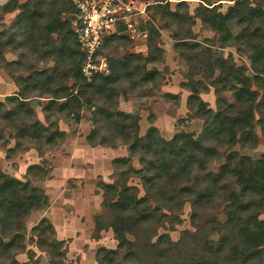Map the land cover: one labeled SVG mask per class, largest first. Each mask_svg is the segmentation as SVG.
Instances as JSON below:
<instances>
[{
	"label": "rangeland",
	"instance_id": "obj_1",
	"mask_svg": "<svg viewBox=\"0 0 264 264\" xmlns=\"http://www.w3.org/2000/svg\"><path fill=\"white\" fill-rule=\"evenodd\" d=\"M12 1L17 7L28 3L36 11L37 0H0V187L4 190L0 264H153V258H136L120 249L111 227L115 216L106 206L116 196L105 188L107 184H116L119 191L125 182L137 200L146 198L150 210L159 208L164 215L160 223L146 224L149 238L148 232L139 236L148 244L164 238L176 243L197 227L215 229L217 223L224 224L231 193L238 201L233 212L244 214L250 207L248 193L224 180V167L240 160L255 164L264 158V130L259 125L264 106L259 104L262 91L252 79L250 38L236 39L243 25L233 23L227 32H216L205 21L203 8L219 0H140L152 5L146 9L148 17L140 19L147 40L133 42L122 34L103 48L110 70L105 75L117 81L100 93L95 92L93 76L82 79L74 68L78 56L72 52L70 36L52 33L45 46L40 45L47 39L39 35L45 31L41 24L45 15L56 11L62 1L66 7L68 0H43V10L28 29L19 21L23 8L3 11ZM238 1L247 12L254 10L263 27L264 0H222L217 11L226 14ZM162 7L176 17L164 15ZM68 18L66 11L60 12L61 22ZM255 41L259 45L263 40ZM52 47L54 52L48 53ZM221 63L245 69L243 75L257 92L255 104L260 106L253 110L251 126L236 132L234 144L222 140L216 122L222 117L236 119L234 109L240 103L235 94L241 84L235 76L229 78L230 86L218 82L227 71ZM77 91L80 106L61 109L66 99L56 97ZM79 91L84 95L79 96ZM112 121L120 126L119 132L113 130ZM151 129L153 137H147ZM186 136L198 147L183 151L189 163L185 173L179 170L177 157ZM154 157H162L167 176L155 179L146 169L145 162ZM118 159L126 161L118 163ZM129 169L140 173L129 172L124 178ZM167 177L175 178L178 186L170 180L163 184ZM145 178H153L152 187L160 190L170 184L176 196L171 208L148 191ZM258 219L264 221V209ZM204 235L206 241L222 244L223 234ZM126 238L134 241L130 234ZM101 249L116 251L108 255L111 263L102 261ZM259 250L264 263V245Z\"/></svg>",
	"mask_w": 264,
	"mask_h": 264
},
{
	"label": "trees",
	"instance_id": "obj_2",
	"mask_svg": "<svg viewBox=\"0 0 264 264\" xmlns=\"http://www.w3.org/2000/svg\"><path fill=\"white\" fill-rule=\"evenodd\" d=\"M42 1L43 0H37L34 3L33 6L36 11L30 9V5L28 3L22 6L18 5L17 7L15 1H12V4H6L3 7V11L5 13H9L15 10L16 7L17 9L20 7L23 8L19 21L26 23L27 25L24 26L28 29V27H30L29 25H32L34 20L39 17L40 10H43ZM200 1L206 3L205 0ZM221 1L222 0H219L217 4L214 2L207 4L208 6H212L211 8H203L204 14L206 13L205 21H208L210 28L216 32H227L229 25L233 23H238L241 26L243 25V30L241 34L236 37V39L238 41H243L250 38L248 47H251L253 52L249 56V60L252 72L255 74L252 79L257 81L259 89L262 91V99L259 104L264 106V80H262V76L264 77V44H262L264 41V26L262 27L261 24L258 23L256 16H253L254 10L247 12V10H250L244 6L243 3H240V1L233 2V4L227 8L226 14L218 12L219 9L217 7L222 5V3H219ZM165 4H167V2ZM165 4H158V6H165ZM65 11L68 16L71 12H73L72 6L68 1L66 3V7L62 1L60 2V7L56 11L55 9L51 12L47 11L48 14L45 15L47 18L44 23H41L43 24L45 31L41 30L39 33L43 39H47L45 43H40V45L45 46L50 34H61L62 32H65L66 35L70 36L74 42L75 49H73L72 52L76 53L78 56V64H75L74 68L77 69L78 75L81 77V66L85 57L80 52L76 38L70 29L69 18L63 22L59 20L60 12ZM162 13L166 16H170L171 18L176 17V14L169 13L165 7H162ZM115 37L116 36L109 37L105 41L104 48H106L107 44H109ZM32 38L33 35H28V39ZM257 38L259 41L263 40L260 41L261 43H259V45H257V41H255ZM12 42L13 41H10L8 44H11ZM0 44L2 43L0 42ZM49 44L51 45V43H48L47 45ZM36 46L37 44L34 45V47ZM52 52H54L53 47L51 50H48V53ZM221 67L227 69V75L224 74V76H221L218 82H221L223 86H230L229 84L231 81L229 78L231 76H235L237 82L241 84V88L235 94L236 103H240V108L234 109V112L237 114L236 119L230 120L222 117L216 122V131L219 133L218 135L220 137L222 136V140H227L229 144H234L236 143V132L242 131L244 128H249L251 126L253 110L259 109L260 107L259 104H255L258 94L256 91H252L250 89V80L243 75L245 70L243 67L239 69H234L232 67L228 68V66L225 67L223 63H221ZM41 73L42 76L45 75L44 72ZM33 79L37 80L39 78L36 75H33ZM109 79L111 78H108L103 74L93 75V85L97 87L95 92L100 93L101 90L107 89L109 84L117 81V78L113 81ZM83 95L84 92L79 91V96ZM62 98L66 99L67 103L65 105H59L61 109L68 108L70 104L74 107L80 106L78 91L76 95L71 92L69 94H65L64 97H56V99L59 100ZM49 102L55 103L54 100ZM23 103L25 102L22 101L21 105H23ZM111 123L113 130L119 132L120 126L113 121ZM259 125L261 129L264 130V113L260 116ZM148 133L147 137H153L154 130L151 129ZM248 135L253 137L251 131ZM183 139L184 144H182V147L180 148L182 149V154H178L179 156L177 155V158L180 159L177 166L181 172L186 173L189 171V163L187 162L188 155L183 151L185 149L191 151L193 148H197L198 143L196 141H191L190 137L187 136L183 137ZM101 144H105V142L102 141ZM160 158L162 157H154L153 160L145 162L147 166L146 169L153 172V177L155 179H158V177L162 175H166V171L163 165H161ZM125 161V159L117 160L118 163H125ZM114 162L116 163V161ZM224 168L227 171V175L224 180L242 186L246 190L248 193L247 198L250 207L248 206L249 208H247L243 215L233 212V209L237 205L238 201L231 193L229 194L231 203L227 207V220L224 224L217 223V228L215 229H211L210 227H197L194 234L190 235L189 233H183L182 237H180L176 243H172L166 238L161 239L157 244L145 243L148 239L144 240V242L141 241L139 236H141L142 232H148L146 237L150 234L149 228L145 227L147 226L146 224L160 223L161 217H164V215H160L159 208L150 210L146 198L137 200L135 195L131 194V191L134 190L127 187L125 182L121 183L122 186L119 191H117V187L115 186L116 184L104 185L105 188L109 190V193L112 192V195L114 196L115 194L116 196V199L112 201L108 200L106 202V206L110 208V211L115 216V222L111 227L116 238L120 242V249L123 248L128 255H133L136 258H139L140 255L148 257L149 260L150 258H153L155 259V261L153 260V264H264L261 260V251L259 250L264 245V221L258 219L259 213L264 209V158L255 164H247L244 163L243 160H240L232 164L230 168ZM129 172L135 173V175L140 173L138 171H134L133 169H129L123 173L124 178L128 176ZM169 180L170 184L173 181H176L175 178L171 177L167 181H163V184L167 185ZM178 183L179 182L176 181L177 186ZM152 185H154L153 178L145 180V186L148 187V191L150 193L154 192L158 194L160 199L165 204V207L171 208L173 206L172 201L176 198V196L174 193L170 192V186L168 185L160 190L157 187H152ZM177 186H175V188H177ZM3 191L4 190L0 187V194H2ZM207 193L208 188L203 189V195H206ZM197 197L199 198L200 196ZM4 201L5 199L3 202ZM212 231H217L223 234L221 245L205 240L204 233L210 234ZM128 234L133 236V242L127 240L126 235ZM146 249H148L147 254L145 253ZM98 254L102 256L103 262L111 263V259L108 261V255L116 254V251L101 249Z\"/></svg>",
	"mask_w": 264,
	"mask_h": 264
},
{
	"label": "built area",
	"instance_id": "obj_3",
	"mask_svg": "<svg viewBox=\"0 0 264 264\" xmlns=\"http://www.w3.org/2000/svg\"><path fill=\"white\" fill-rule=\"evenodd\" d=\"M73 12L69 14L70 29L85 60L81 74L85 78L108 74L109 64L102 55L105 41L124 34L133 42L146 41L148 34L140 19L147 18L152 6L140 0H68Z\"/></svg>",
	"mask_w": 264,
	"mask_h": 264
}]
</instances>
